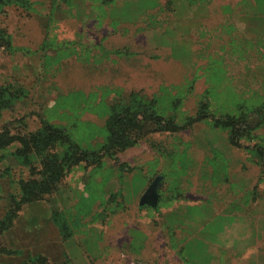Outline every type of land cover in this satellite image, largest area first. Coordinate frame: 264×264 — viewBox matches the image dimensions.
Here are the masks:
<instances>
[{
  "label": "rangeland",
  "instance_id": "rangeland-1",
  "mask_svg": "<svg viewBox=\"0 0 264 264\" xmlns=\"http://www.w3.org/2000/svg\"><path fill=\"white\" fill-rule=\"evenodd\" d=\"M15 1L0 131L94 157L0 149V264H264V0ZM132 99L149 121L107 154Z\"/></svg>",
  "mask_w": 264,
  "mask_h": 264
},
{
  "label": "trees",
  "instance_id": "trees-1",
  "mask_svg": "<svg viewBox=\"0 0 264 264\" xmlns=\"http://www.w3.org/2000/svg\"><path fill=\"white\" fill-rule=\"evenodd\" d=\"M113 1L114 0H102V4L108 5ZM5 2L15 3L16 1L0 0V5ZM0 48L10 49L9 41L6 40L2 34H0ZM148 113L150 112L146 111L137 104L135 105V100L133 99L129 102V105L124 106L121 110L113 111L106 123L109 133L108 143L105 150L106 153L110 154V151L113 150L123 151L135 144L138 136H130L129 130L135 127L140 129V124L142 125V123L149 121V116L147 115ZM218 123L229 125L231 122L228 119H224V121ZM14 141L20 142L21 147L18 149L17 154L25 158L26 161H28L30 154H42L52 145L59 142L68 146L62 162L73 161L75 164L80 161L89 162L92 157H94L93 154L80 152L78 147L69 142L64 132L52 129L45 124L36 134H33L29 138L25 139L14 138L13 136H10L6 130L0 131V149L8 147ZM33 190L34 188L32 189V187L24 189V201L22 202L32 201L31 195Z\"/></svg>",
  "mask_w": 264,
  "mask_h": 264
},
{
  "label": "water",
  "instance_id": "water-1",
  "mask_svg": "<svg viewBox=\"0 0 264 264\" xmlns=\"http://www.w3.org/2000/svg\"><path fill=\"white\" fill-rule=\"evenodd\" d=\"M160 179V177H157L141 196L139 200L140 207H146L152 210H155L157 208L159 202L158 190L160 186Z\"/></svg>",
  "mask_w": 264,
  "mask_h": 264
}]
</instances>
